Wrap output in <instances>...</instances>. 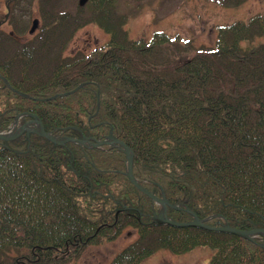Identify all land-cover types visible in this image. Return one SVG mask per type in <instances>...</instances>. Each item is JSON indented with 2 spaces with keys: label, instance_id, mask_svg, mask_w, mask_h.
<instances>
[{
  "label": "trees",
  "instance_id": "16d2710c",
  "mask_svg": "<svg viewBox=\"0 0 264 264\" xmlns=\"http://www.w3.org/2000/svg\"><path fill=\"white\" fill-rule=\"evenodd\" d=\"M102 1L73 12L42 6L35 40L0 60V131L25 113L59 136L104 138L113 127L134 153L138 181L177 207L171 219L194 212L212 226L264 229V11L219 25L209 51L184 45L180 59L169 47L181 37L132 39L115 0ZM89 22L109 34L108 46L94 57L68 55ZM24 137L0 139V264H68L128 226L138 236L110 264L199 247L212 250L208 264H264L263 233L245 239L155 220L161 206L131 183L117 146Z\"/></svg>",
  "mask_w": 264,
  "mask_h": 264
},
{
  "label": "rangeland",
  "instance_id": "374dc122",
  "mask_svg": "<svg viewBox=\"0 0 264 264\" xmlns=\"http://www.w3.org/2000/svg\"><path fill=\"white\" fill-rule=\"evenodd\" d=\"M80 2L88 10L92 9V0H52L43 6L73 12L77 5H81ZM113 5L117 13L122 15L124 29L132 39L142 38L150 41L157 31L166 32L172 38L181 37L169 47L171 57L174 55L180 59L186 55L182 51L184 45L189 46V52L192 54L201 50L209 51L217 43L219 25L241 19L246 21L264 11V0H115ZM41 7L40 0H0V22L3 30L15 34L16 25L13 27L6 24L14 14L18 21H26L27 31L20 34L21 44L18 45L12 40L7 44L9 55L24 48L22 43L28 41L31 25L34 20L41 19ZM109 38V34L96 23H86L77 29L70 39L67 54L75 56L81 52L83 55L94 57L95 53L108 46ZM165 51L162 53L165 54ZM3 55L2 52L0 60L4 58ZM34 125L37 126L36 123ZM21 127L18 122L12 123L9 130L0 132L18 134L14 139L7 140L13 141L25 138V131H21ZM137 236L138 231L135 228L125 227L114 239L87 245L81 254L68 264H110L116 254ZM211 255L212 250L208 247H199L184 254L161 250L148 257L142 264H208Z\"/></svg>",
  "mask_w": 264,
  "mask_h": 264
},
{
  "label": "water",
  "instance_id": "95a60500",
  "mask_svg": "<svg viewBox=\"0 0 264 264\" xmlns=\"http://www.w3.org/2000/svg\"><path fill=\"white\" fill-rule=\"evenodd\" d=\"M37 24L38 21L35 20L33 22V26L31 28V33H33L36 28H37ZM21 95L23 96H27V94L25 93H21L19 92ZM70 93V92H68ZM68 93L62 94V95H66ZM31 116L33 117V121L32 123H37L38 126L34 129V132H36L37 134H40L46 138H48L49 140H51L54 143H58V144H63L67 141L73 140V141H77L75 138L72 137H62V138H58L55 135L51 134L50 132L45 131L44 129V125L42 120L35 114L31 113ZM113 130L111 129L110 134L108 135V139L104 140V141H99L97 145H102V144H117L120 146V149H122V151L125 153L127 161H128V166H127V171H126V175L129 178V180L131 181V183L136 186L140 191H142L143 193L147 194L148 196H150L153 200H155L157 203L161 204L163 207L162 212H160L159 214H154L153 218L156 219L159 223H164V224H169V225H174V226H198V227H202V228H207V229H215V230H220V231H225V232H230L233 233L235 235H238L240 237H243L245 239H252L256 234L259 233H263L264 234V229H252V230H242L239 228H235L232 227L228 224L222 225V226H211L209 224H207L205 222V220L199 218L194 212H191V214L193 215V220L191 221H187V222H179L176 220L171 219L168 215H167V210L170 207L172 208H177L174 204H171L166 198L165 196H157L154 193H152L151 191H149L147 188H145L135 177L134 172H133V151L131 150V148L121 139H119L118 137L113 135ZM27 135H29V132L27 133ZM16 137V135H11V134H5L0 132V139L3 140H11L14 139ZM83 141V140H81ZM264 246V244H263Z\"/></svg>",
  "mask_w": 264,
  "mask_h": 264
},
{
  "label": "flooded vegetation",
  "instance_id": "af4514ba",
  "mask_svg": "<svg viewBox=\"0 0 264 264\" xmlns=\"http://www.w3.org/2000/svg\"><path fill=\"white\" fill-rule=\"evenodd\" d=\"M50 1H52V0H40V5L43 6V4H47ZM102 2H104V0ZM8 8H9V6H8ZM41 9H42V7L40 8V15H41ZM37 21H38V24H37L36 30L33 33H31V28H32V25H31V27H30V29L28 31V33L30 35L29 36V39L25 43H22V45H24V48H27L28 47V44L35 40V37L33 35L42 27L41 26L42 23H43L42 22L43 21L42 15H41V19L39 18V20H37ZM25 23H26V21H18L16 15L14 14V15L11 16L10 21H8L6 24H10L13 27L16 25L15 27L20 26V27L23 28V27H26V24ZM1 24H2V22H0V34H1L0 35V56L2 55V52H3V54H4L3 55V57H4L3 59L5 61V60L9 59V54H10L9 47H8L7 44H9V42L11 40L13 42H15L16 44H18V45L21 44V42L19 40L20 39V34H19V36H16L15 34H12L11 31L7 32V31L3 30ZM10 37H14V39L13 38H10ZM30 119L27 118V117H22V118L20 117V119L18 120V125L19 126H22L23 123H27ZM28 129L29 128H27V130Z\"/></svg>",
  "mask_w": 264,
  "mask_h": 264
}]
</instances>
